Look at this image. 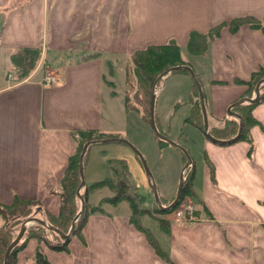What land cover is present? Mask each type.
<instances>
[{
    "label": "crops",
    "instance_id": "crops-1",
    "mask_svg": "<svg viewBox=\"0 0 264 264\" xmlns=\"http://www.w3.org/2000/svg\"><path fill=\"white\" fill-rule=\"evenodd\" d=\"M247 17L264 21V0H0V205L11 207L19 199L37 203L38 218L60 214L62 181L77 152L78 132L107 137L118 133L112 123L131 114L118 94L116 76L136 51L148 46L178 44L186 65L202 84L210 127L234 117L228 114L230 105L255 97V88L253 93L238 80L249 81L264 68V31L250 24L236 32L229 28L234 19ZM220 25L224 27L206 53L190 55L191 32L205 34ZM21 48L41 49L44 63L40 61L28 79L15 82L9 77L10 57ZM47 52L52 53L50 60ZM50 61L63 67L53 69ZM108 64L113 74H107ZM49 74L59 82L47 86ZM193 90L192 86L191 95ZM249 105L244 114L256 123L246 126L245 119L244 138L219 144L204 133L200 151L190 154L196 197L187 199L199 211L198 220L187 223L181 209L140 218V225L152 233L167 258L132 221L130 203L121 201L105 202L102 211L91 213L80 233L69 239L68 251L43 243L48 261L264 264V84L259 101ZM92 146L84 157L91 183L86 188L101 181V167L91 164L93 154L86 160ZM177 160L169 188L184 167L183 153ZM114 195L107 186L90 190L89 206L98 207ZM5 225L0 215V230ZM47 236L55 242L56 237ZM25 237L17 264H36L40 243Z\"/></svg>",
    "mask_w": 264,
    "mask_h": 264
},
{
    "label": "trees",
    "instance_id": "trees-1",
    "mask_svg": "<svg viewBox=\"0 0 264 264\" xmlns=\"http://www.w3.org/2000/svg\"><path fill=\"white\" fill-rule=\"evenodd\" d=\"M245 24H250L252 27L260 28L264 31V21L255 20L253 18H238L234 19L230 22L229 28L232 32H236L241 26ZM224 25H220L211 29L208 33L202 34L196 31H192L190 34V40L188 43V52L190 55L200 56L206 53L209 47V43L211 40L217 38ZM42 59V50L36 48H21L14 51L11 54L10 61H11V69L9 76H12L15 82H20L23 80L28 79L31 74L35 71L38 67L40 61ZM131 62L133 63L134 67H136L139 71L145 75L144 79L149 84L152 82V79L160 75L164 70L169 69L170 67L179 66V65H186V61L182 56V52L180 47L175 41H170L168 44L165 45H152L148 46L143 50L136 51L131 58ZM188 73L187 71H183ZM110 74H113L112 67H110ZM189 74V73H188ZM264 78V68L260 69L257 73H254L249 81L238 80V82L247 83L250 86V91L253 92L255 85L258 81ZM151 81V82H150ZM194 83V82H193ZM110 86H114L113 83H108ZM194 93H197V97H199V92L195 84H193ZM115 94V93H113ZM194 96V95H193ZM199 100V99H198ZM190 101L192 114L186 120L187 122L199 127L204 132V119L203 113L201 109L200 100L198 103ZM199 104V109H198ZM241 107L250 106L249 104L245 103L240 105ZM199 116H201L202 121L199 122ZM246 126L253 125L256 123V120L251 116H246ZM230 122V123H229ZM239 120L236 118L231 119L229 121H225V123L221 126H214L210 128V133L218 138L225 140L226 138H231L236 134L237 129L239 128ZM235 127V130H232ZM232 130V131H231ZM235 131V133H234ZM80 134V142L78 144L77 152L73 158H71L66 173L63 177L62 181V207L60 214L58 216H47L48 218L43 219L51 226H54L61 230L64 233H68L73 219L79 213L80 209L76 205L77 200H79L77 196V189L81 183L80 175H79V159L81 152L83 150V146L86 142L91 140H98L104 139L107 136L103 134H94L91 131H79ZM169 136L168 134H165ZM245 137V130L242 134V138ZM108 138V137H107ZM159 143L162 146L169 145L168 142L161 140L157 137ZM170 146V145H169ZM183 157L185 162L187 161L186 155L183 153ZM193 165L189 167L185 173V186L182 193V198L177 207L170 211H162L158 205L154 206L153 209L149 208H142L136 200V196L132 195L129 191L130 189H136L135 185L131 180V173L129 170V165L126 160L123 159H115L110 160L108 162L107 168V175L105 178L99 182L93 183L91 186H86L82 189L81 194L85 199V212L80 219V222L77 224L74 229L73 235H77L80 233L81 228L86 222L88 216L96 211H102V204L112 203L118 204L121 201H128L132 208V221L138 226L140 229L145 231L151 242L154 246L157 253L162 256L166 257V253L163 251L161 245L156 241L153 237L152 233L148 231L144 226L140 225V218L145 214H152V213H160V214H169L173 213L178 210L184 201L189 198H195V194L193 192ZM193 167V168H192ZM107 186L109 187L115 195L110 198H105L102 203L98 207H90L88 203V193L90 190H95L97 188H101ZM171 198V199H170ZM169 199H162L165 206L170 205L175 196L170 197ZM37 203L32 201H21L17 199L11 207H4L0 205V215L4 217L6 220V225L0 230V264L4 262V256L7 247L10 243L15 239L14 234L16 232L17 227L23 223L25 220L31 217H37L35 215L36 211H34V207H37ZM39 212V211H38ZM196 210V215H198ZM41 219V218H40ZM163 222V221H160ZM19 229V228H18ZM48 233V234H47ZM55 234L56 240L55 242H50L47 238V235ZM26 241L29 238H36L39 243V249L36 254V264H51L46 256L42 251L41 245L46 243L52 249L57 251H68L69 240H62L58 234L49 230L48 228L35 224L27 229L26 232ZM54 236V235H53ZM24 239V240H25ZM24 246V242L22 244H18L11 252L8 263L7 264H17V253L18 251Z\"/></svg>",
    "mask_w": 264,
    "mask_h": 264
},
{
    "label": "rangeland",
    "instance_id": "rangeland-1",
    "mask_svg": "<svg viewBox=\"0 0 264 264\" xmlns=\"http://www.w3.org/2000/svg\"><path fill=\"white\" fill-rule=\"evenodd\" d=\"M51 56L52 53H46L48 59ZM50 62H53V64H50L53 69L59 68V65L63 67V65L58 64L57 61ZM121 65H124V63ZM44 66L45 64L41 66L42 78L47 74V69ZM118 69L120 70V67ZM107 74L110 75L109 64L107 65ZM158 76L152 79V82L150 81L151 83L149 84L144 79L145 75L142 71H139L134 67L131 60L126 63L123 72L117 74L116 83L118 94L121 96V101L124 103L126 111L132 116L129 115L130 117L128 116L121 121L115 120L112 123V126L115 128V131H118V133L113 135L114 138L127 139L144 156L150 173L153 176L158 195L163 203L162 199L165 200L166 196L176 197L179 190L181 172H179L177 183L173 187L169 188L168 183L169 177L175 169L176 160L183 152L180 149L172 148L169 145L162 146L150 124L152 89ZM190 79L191 77L188 73L177 71L173 74H168L164 79L157 83L155 118L157 127L161 133L164 135L168 134V137L175 142L178 140L180 144L192 154L195 151H200L201 145L199 141H202L205 135L202 129L186 121L192 114L190 101H194L196 106V102L199 99V97L196 96L197 93H194V90V96L191 95V88L194 83L193 80ZM246 107L239 106L234 109V111L239 112L242 116L246 117L244 114L247 112V110H244ZM207 112L209 118V111L207 110ZM137 116H140L145 120L141 121ZM198 119L199 122L202 121L201 116H199ZM231 119H234V117H228L226 121ZM232 130H235V127ZM238 130L239 128L233 137L237 135ZM92 154L93 157L91 164L94 163L97 167H101L99 170L101 179L99 180H102L107 175L108 162L110 160H126L131 173V180L136 187L135 189L133 186V189H130L129 192L136 196L137 203L141 207L153 209L154 206H156L153 191L143 162L132 147L125 143L118 142L98 144L93 145L90 148L88 158H86L87 161H89ZM178 165L180 167V162L177 160V166ZM84 173L86 185H90L91 183L90 179L87 177V167L85 168V165ZM76 205L78 206V209L81 208L80 200H77ZM80 219L77 224L80 222ZM21 225L22 222L17 227L14 237L18 235ZM34 225L35 224L30 225L29 227ZM53 235L54 237L56 236L55 234Z\"/></svg>",
    "mask_w": 264,
    "mask_h": 264
},
{
    "label": "water",
    "instance_id": "water-1",
    "mask_svg": "<svg viewBox=\"0 0 264 264\" xmlns=\"http://www.w3.org/2000/svg\"><path fill=\"white\" fill-rule=\"evenodd\" d=\"M177 71H187L191 75V78H192L195 86L197 87V90L199 92V100H200V104H201V109H202V113H203L204 133H205V135L211 141H213L215 143H219V144H231V143H234V142L238 141L239 139H241L243 131H244V128H245V120L239 113L235 112L234 109L237 106L245 104V103L255 104V103H257L259 101V99H260V87H261V85L264 84V78L261 79L257 83V85L255 87V97L240 99L239 101H237V102H235V103H233L232 105L229 106L228 113L230 115L236 117L239 120V122H240L239 130H238V133H237V135L235 137H233L231 139L221 140V139H218V138L214 137L210 133L209 118H208V112H207V107H206V102H205V96H204L202 84H201L198 76L196 75L195 70L189 65H179V66L170 67L169 69L165 70L163 73H161L158 76V78L156 79V81H155V83L153 85L152 98H151V103H150V124H151V127H152L155 135L159 139L168 142L169 145H171L172 147L180 149L186 155V158H187V162L185 163V165H184V167H183V169L181 171V174H180V186H179V190L177 192V195H176V198L174 199V201L168 206H165L162 203V201H161V199H160V197L158 195L157 188H156L154 180H153V176L150 173V170L148 168V165H147V162H146L144 156L127 139L108 137V138H104V139L88 141V142H86L84 144L83 150L81 152L80 159H79V175H80L81 183H80V185H79V187L77 189V196H78V198H79V200L81 202V208H80L79 213L73 219V222H72V225H71V228H70L69 232L68 233H64L61 230H59L58 228H56L54 226H51L46 221H44L43 219H40L38 217L28 218L27 220H25L22 223L18 235L15 237V239L7 247L6 252H5V256H4L3 264H7L8 263V260H9V257H10V254H11L12 250L20 243V241L22 240L23 236L25 235V232H26L27 228L31 224H39V225H42V226L48 228L49 230H51V231L55 232L56 234H58L60 236V238L62 240H64V241L69 240L73 236L76 223L83 216V214L85 212V208H86L85 207V199H84V197L81 194L82 189L86 186L85 175H84L85 174L84 173V157H85V154H86L88 148L91 145H94V144H106V143L118 142V143H125V144L129 145L130 147H132L136 151V153L138 154V156L140 157V159L143 162V165H144L145 170H146L147 175H148L149 183H150L152 191H153L155 203L158 205V207L162 211H170V210H173L175 207H177V205L181 201L183 189H184V186H185V181H186L185 173H186L187 169L192 166L193 160H192V157H191L190 153L184 148V146H182L181 144L173 141L171 138H169L168 136L164 135L163 133H161L159 131V129L157 127V124H156V118H155V103H156V95H157V91H156L157 83L160 80L164 79L168 74L174 73V72H177Z\"/></svg>",
    "mask_w": 264,
    "mask_h": 264
},
{
    "label": "built area",
    "instance_id": "built-area-1",
    "mask_svg": "<svg viewBox=\"0 0 264 264\" xmlns=\"http://www.w3.org/2000/svg\"><path fill=\"white\" fill-rule=\"evenodd\" d=\"M58 79L54 76L48 75L45 79V84L47 86L53 85L58 83ZM76 137H79L78 135H76ZM184 212L185 214V221L187 223H192L198 220V217L196 215V208L195 205H193L188 199H186L184 201V203L182 204V206L178 209Z\"/></svg>",
    "mask_w": 264,
    "mask_h": 264
}]
</instances>
